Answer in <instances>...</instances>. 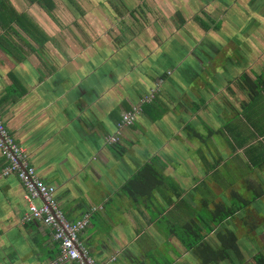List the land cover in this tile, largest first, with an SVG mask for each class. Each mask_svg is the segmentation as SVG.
I'll use <instances>...</instances> for the list:
<instances>
[{
  "label": "crops",
  "instance_id": "crops-1",
  "mask_svg": "<svg viewBox=\"0 0 264 264\" xmlns=\"http://www.w3.org/2000/svg\"><path fill=\"white\" fill-rule=\"evenodd\" d=\"M8 1L31 21L27 30L14 18L6 25L9 16L0 22V116L69 220L99 207L80 236L98 263L239 264L243 253L224 249L226 221L214 216L229 207L242 212L228 225L239 239L264 242V111L255 110L264 58L252 55L254 14L240 13L246 25L230 31L217 21L223 36L195 42L172 34L174 14L147 32L122 23L128 0H50L51 13ZM111 11L115 31L95 20ZM229 48L233 57L220 58ZM154 90L158 104L110 144L122 114ZM5 164L0 153V264H47L60 244L43 223H23L25 190L3 175Z\"/></svg>",
  "mask_w": 264,
  "mask_h": 264
},
{
  "label": "built area",
  "instance_id": "built-area-1",
  "mask_svg": "<svg viewBox=\"0 0 264 264\" xmlns=\"http://www.w3.org/2000/svg\"><path fill=\"white\" fill-rule=\"evenodd\" d=\"M141 113V105L134 106L131 111H125L118 124L117 133L108 138L110 144L119 143L123 131L134 126ZM0 153L8 161L3 175H16L22 181L25 190L28 210L22 219L23 223L32 221L43 223L51 230L54 239L60 244V253L55 260L49 261L47 264L68 262L100 264L90 255L89 247L80 238L89 225L92 214L99 210V207L88 210L82 218L76 221L69 220L56 199V187L38 176L36 169L29 162L25 148L9 134L1 116Z\"/></svg>",
  "mask_w": 264,
  "mask_h": 264
},
{
  "label": "rangeland",
  "instance_id": "rangeland-1",
  "mask_svg": "<svg viewBox=\"0 0 264 264\" xmlns=\"http://www.w3.org/2000/svg\"><path fill=\"white\" fill-rule=\"evenodd\" d=\"M81 3L84 4V6L88 9L86 5L88 3H83V2ZM96 4L97 3H95V5ZM125 4H127L128 10L123 11L121 9L123 15V18L121 17L122 23H125L126 25H130L132 27H134V25H137L140 28L144 29V31L146 32L147 29L151 27V25L155 20L160 19L161 21V19H164L163 18L164 13H167L170 17L174 14L173 17L175 18V13L180 12L183 15V17L186 19V23L182 28H180L178 23H176L173 18L174 22H173L172 34L174 35H177L178 33L182 34L181 33L182 31L183 34L186 35V37H191L194 34H199L200 27L197 25L198 23L196 24V22L194 21L196 16L207 18V21L209 17L211 19H215L216 21L222 20L223 28L225 30L230 31L232 30V28H238L237 27L238 25H246L244 19L242 20V16H239L240 13H251V15L254 14L255 17L249 18L250 23H247L248 25L253 27V30H251L250 33L251 35L250 38H254V40H252L251 42V47L260 48L262 53L264 52V47L261 46L264 44V21L261 20L260 16L258 17V15H262L264 19V15H263L264 0H210V1L208 0H130L129 1L128 0L127 2H125ZM133 8L135 9L139 8L140 10V13L138 10H136V12L134 13L135 14L134 17L131 15L132 12H129ZM142 10L145 14L143 13L141 14ZM110 13L111 14L109 15V19L108 17L105 18L103 17L104 15L103 12L101 14H96L97 16L95 17V20H101L103 22H106L105 25H110V27L115 31L118 29L117 26L119 20L117 16L114 17L115 14L112 11ZM71 20L72 18L70 17L68 21ZM158 24L159 26L161 25V23ZM194 28L196 29V32ZM239 28H242V26H239ZM223 31L211 30L206 34L204 31L203 34L202 31H200V34L207 36L213 35V37H217V34L223 36L224 33ZM150 37L153 38V34ZM207 39L208 42H211L212 40L211 38H207ZM247 51L251 52V49ZM205 52H207V49ZM219 57L224 59L229 57L232 58L233 53L231 52V48H229L226 51L223 50L222 53H220ZM263 58L264 56L262 55L261 59ZM155 90H157V88H155ZM155 90L153 91V93H155ZM152 99H153V94L146 96L137 105H141L143 107L145 103L151 101ZM255 110L256 113H259V111H264V94L262 95L261 99H257L255 101ZM210 213L211 212L209 211L205 213L208 221L211 220ZM261 243L264 244L263 241H261Z\"/></svg>",
  "mask_w": 264,
  "mask_h": 264
},
{
  "label": "trees",
  "instance_id": "trees-1",
  "mask_svg": "<svg viewBox=\"0 0 264 264\" xmlns=\"http://www.w3.org/2000/svg\"><path fill=\"white\" fill-rule=\"evenodd\" d=\"M33 2H36V3H38V4H40L41 6H43L44 7V9L45 10H47L49 13H51V11H53L55 8H56V4H55V2H51L50 0H32ZM6 12H10V14H6ZM135 12H132L131 13V15L134 17L135 16V14H134ZM7 16H9V18L6 20V19H4V18H6ZM206 16V15H205ZM209 17V16H208ZM11 18V19H10ZM14 18V19H13ZM13 19V21H15V23H17L20 27H25L26 28V30L28 29V27H27V22H30L31 20L28 18V16L27 15H25V14H20V13H18L13 7H12V5H10V3H9V1L8 0H0V22H3L4 20H6L5 21V24L6 25H9L10 24V22H11V20ZM175 22L176 23H178V25H179V27H181V26H184V24L186 23V19L183 17V15L180 13V12H176L175 13ZM210 20V21H209ZM194 21L196 22V24L200 27V31H204L205 33H207V32H209V31H218V30H220V25H221V23L219 24V22H217L215 19H211L210 17L208 18V21H207V18H203V17H201V16H196L195 17V19H194ZM33 23H31L30 25H32ZM9 27V26H8ZM10 28V27H9ZM203 32V33H204ZM202 33V34H203ZM33 34V33H32ZM198 36H203V35H201V34H194V35H192L191 36V39H192V41H197L198 42V40L199 39H197L198 38ZM211 36H213V35H211ZM211 36L209 35V36H207L206 35V39L207 38H211ZM201 41H202V38H201ZM43 42V41H42ZM262 47H264L263 45H261ZM246 51V50H245ZM8 52L10 53V51L8 50ZM185 52H187V51H185ZM250 53L249 51H246L245 52V54L246 53ZM252 52H254V54L252 53V55L254 56V60L256 59V61H258V60H262L261 59V57H262V55L264 56V52L262 53V51H261V49L260 48H252ZM250 55H251V53H250ZM254 62V61H253ZM259 86H261V85H264V80L262 79V82L260 81V84H258ZM151 94H153V99L151 100V101H149V102H147V103H145L144 104V106L145 107H150V108H152L153 106L152 105H156V104H158V102L157 101H154L155 99H156V93H153V91L149 94V95H151ZM148 95V96H149ZM150 104V105H149ZM143 106V107H144ZM132 106L130 105L129 107H128V111H131L132 110ZM142 110H143V108H142ZM143 112V111H142ZM141 115V114H140ZM140 115L138 116V119H139V117H140ZM138 119H137V121H138ZM122 120V116H121V118H120V121ZM196 134V136H200V134L199 133H195ZM120 143V142H119ZM116 144H118V143H116ZM3 157V160H5L6 161V164H5V167L8 165V161H7V159L4 157V156H2ZM4 167V168H5ZM3 168V169H4ZM43 180V179H42ZM57 194V193H56ZM260 195H262V193H260ZM259 195V196H260ZM56 199H57V201H58V203L60 204V202H59V200H58V197H57V195H56ZM249 203H251V202H249ZM60 207L62 208V206H61V204H60ZM243 207V206H242ZM62 210L64 211V209L62 208ZM237 212H241L240 211V209H234V207L233 208H227L226 210H220V211H217L216 213H215V215L214 216H218V218L220 217V219H219V221L218 222H224V221H226V226L224 227L223 226V229H225V230H229V229H233V228H229L228 227V225H230L229 224V221L227 222V219L228 218H230V217H233V216H235V214L237 213ZM64 213H65V211H64ZM242 213V212H241ZM67 216V215H66ZM67 218H68V216H67ZM215 218V217H214ZM214 218H212V220L214 219ZM69 219V218H68ZM212 229V228H211ZM210 229V230H211ZM228 233L231 235V236H227V237H225L224 236V242H223V244H224V249H227L228 247H230V248H232L233 250H238V251H241V248H247V249H250L251 250V253L254 251V250H256L257 252H254V256L252 257V259H251V262L250 263H248V264H264V244H262V243H260V242H253V241H249L248 243H247V241H240V239H239V237H238V235H237V231L236 230H234L233 229V231H228ZM225 239L227 240V242L225 241ZM238 241H239V243H238ZM241 244H242V246H241ZM203 245H205V244H203ZM194 246H193V244H191V246H190V248H193ZM206 249H209L210 247H209V245L207 244L206 245V247H205ZM241 253V252H240ZM227 257L226 256H224V260L226 259ZM227 260V259H226ZM230 260V259H229ZM233 264H235V262H233ZM239 264H246L244 261H242V263L240 262Z\"/></svg>",
  "mask_w": 264,
  "mask_h": 264
},
{
  "label": "flooded vegetation",
  "instance_id": "flooded-vegetation-1",
  "mask_svg": "<svg viewBox=\"0 0 264 264\" xmlns=\"http://www.w3.org/2000/svg\"><path fill=\"white\" fill-rule=\"evenodd\" d=\"M241 218V214H240V216H239V219ZM230 221L229 222H231V220H232V217H230V218H228ZM243 219H244V217H243ZM254 218H252V217H245V221L246 222H249V220L251 221V220H253ZM235 220V219H234ZM233 221V220H232ZM227 224V223H226ZM225 224V225H226ZM230 228V227H229ZM224 231V236H231L229 233H228V231H233V229H229V230H225V229H223ZM241 241V240H240ZM238 243H239V241H238ZM241 246H242V244H241ZM240 252H242L243 253V255H244V257H240V259H239V263L241 262L242 263V261H244L246 264H248V263H250L251 262V256H252V254H251V250L250 249H247V248H241V251ZM254 252H257L256 250H254L253 251V253Z\"/></svg>",
  "mask_w": 264,
  "mask_h": 264
}]
</instances>
